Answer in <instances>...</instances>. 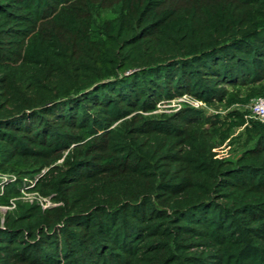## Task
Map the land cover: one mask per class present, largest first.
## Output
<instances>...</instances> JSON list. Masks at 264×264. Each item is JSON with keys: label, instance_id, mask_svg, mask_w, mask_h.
<instances>
[{"label": "trees", "instance_id": "1", "mask_svg": "<svg viewBox=\"0 0 264 264\" xmlns=\"http://www.w3.org/2000/svg\"><path fill=\"white\" fill-rule=\"evenodd\" d=\"M261 97L264 0H0V264H264Z\"/></svg>", "mask_w": 264, "mask_h": 264}, {"label": "built area", "instance_id": "2", "mask_svg": "<svg viewBox=\"0 0 264 264\" xmlns=\"http://www.w3.org/2000/svg\"><path fill=\"white\" fill-rule=\"evenodd\" d=\"M184 105H189L194 108H201L204 107V104L198 100L193 99L191 96L185 95L182 98L174 100L168 103H162L159 105V110L161 112H176L179 111ZM163 106L167 107L166 109H162ZM250 110V118L255 119L261 122H264V97H261L255 100L251 106L249 107ZM15 180V177L9 175H0V192L4 188L7 183H10ZM23 197L22 199L29 203H37L39 204L44 210L54 206L53 202L49 198H43L37 193H28L26 190L22 191ZM13 206L10 208H2L4 212L9 209L15 208V204L12 202Z\"/></svg>", "mask_w": 264, "mask_h": 264}, {"label": "rangeland", "instance_id": "3", "mask_svg": "<svg viewBox=\"0 0 264 264\" xmlns=\"http://www.w3.org/2000/svg\"><path fill=\"white\" fill-rule=\"evenodd\" d=\"M167 107L163 106L162 109H166ZM240 131H236V133L233 135V137H239L240 135ZM237 146H235V151H234V154L232 156V158H236L239 154H240V151H237L238 149H236ZM227 151H228V148H227Z\"/></svg>", "mask_w": 264, "mask_h": 264}]
</instances>
